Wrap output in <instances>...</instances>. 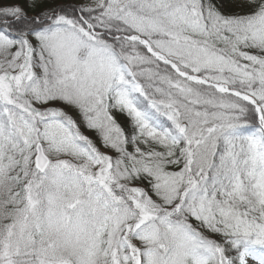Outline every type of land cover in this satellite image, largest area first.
Masks as SVG:
<instances>
[{"label":"snow or ice","instance_id":"obj_1","mask_svg":"<svg viewBox=\"0 0 264 264\" xmlns=\"http://www.w3.org/2000/svg\"><path fill=\"white\" fill-rule=\"evenodd\" d=\"M0 264H264V0L0 7Z\"/></svg>","mask_w":264,"mask_h":264},{"label":"rangeland","instance_id":"obj_2","mask_svg":"<svg viewBox=\"0 0 264 264\" xmlns=\"http://www.w3.org/2000/svg\"><path fill=\"white\" fill-rule=\"evenodd\" d=\"M70 0H48L44 4L33 5L31 0H0V7H7L10 5H19L22 9L29 10L30 14H34L36 11H41L42 8L55 7L59 3H67ZM119 121L122 125H127V119L123 116L119 117Z\"/></svg>","mask_w":264,"mask_h":264},{"label":"trees","instance_id":"obj_3","mask_svg":"<svg viewBox=\"0 0 264 264\" xmlns=\"http://www.w3.org/2000/svg\"><path fill=\"white\" fill-rule=\"evenodd\" d=\"M25 12L30 16V12H29V10L27 11V10H25ZM38 12H40V10L39 11H36L34 14H33V16H35Z\"/></svg>","mask_w":264,"mask_h":264}]
</instances>
